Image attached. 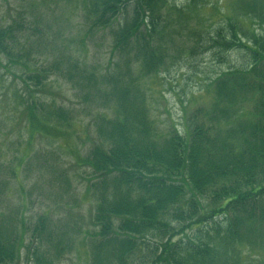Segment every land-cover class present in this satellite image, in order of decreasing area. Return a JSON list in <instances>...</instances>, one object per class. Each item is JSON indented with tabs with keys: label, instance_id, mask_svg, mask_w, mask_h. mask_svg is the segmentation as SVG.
Segmentation results:
<instances>
[{
	"label": "trees",
	"instance_id": "trees-1",
	"mask_svg": "<svg viewBox=\"0 0 264 264\" xmlns=\"http://www.w3.org/2000/svg\"><path fill=\"white\" fill-rule=\"evenodd\" d=\"M185 1L90 0L83 11L91 29L103 30L133 4L129 23L112 30L118 71L85 72L78 82L83 99L103 108L96 142L78 159L92 175L88 264H264V0H232L219 26L192 35L187 59L206 53L227 68L208 77L205 100L185 112L183 135L173 124L165 134L141 81L158 78L164 64L162 11L183 15L204 2ZM8 42L11 29L0 30V52L9 53ZM234 52L240 65L225 64ZM57 107L27 106L29 133L58 138L65 113ZM45 223L39 218L32 234L40 237ZM25 230L0 216V264L14 262Z\"/></svg>",
	"mask_w": 264,
	"mask_h": 264
},
{
	"label": "rangeland",
	"instance_id": "rangeland-1",
	"mask_svg": "<svg viewBox=\"0 0 264 264\" xmlns=\"http://www.w3.org/2000/svg\"><path fill=\"white\" fill-rule=\"evenodd\" d=\"M231 2L204 0L183 15L162 11L166 28L158 46L164 64L158 78L151 75L141 82L149 116L163 133L173 124L183 135L185 112L205 100L208 77L227 68L206 53L194 59L187 55L192 35L219 26L231 15ZM89 3L0 0V30L10 28L15 37L13 45L8 42L9 53L0 52V216L27 229L24 245L10 264H88L83 236L90 231L93 197L85 189L92 175L78 159L88 156L96 142L95 115L103 108L83 99L87 91L78 82L84 83L85 72L102 78L118 71L112 30L129 23L133 8L129 4L111 28L95 30L84 18ZM175 5L185 7L187 1ZM238 55L229 53L225 64L240 65ZM31 75L42 77L40 83L28 80ZM29 105L60 107L65 126L58 138L29 133ZM42 216L46 229L37 237L31 231ZM46 237L52 245H45Z\"/></svg>",
	"mask_w": 264,
	"mask_h": 264
}]
</instances>
